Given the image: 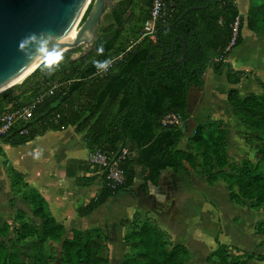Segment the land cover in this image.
I'll return each instance as SVG.
<instances>
[{
    "label": "trees",
    "instance_id": "obj_1",
    "mask_svg": "<svg viewBox=\"0 0 264 264\" xmlns=\"http://www.w3.org/2000/svg\"><path fill=\"white\" fill-rule=\"evenodd\" d=\"M135 2L117 0L98 28L89 53L72 59L79 48L66 51L58 66L57 57L47 60L55 68L51 74L42 70L41 64L18 87L0 93L1 113L7 108L27 106L20 103V95H15L22 88L29 87L27 91L34 103L40 95L56 87L51 96L34 104L33 123L27 134L16 133L2 142L17 147L47 131L69 126L82 134L89 147L88 154L96 150L115 154L131 145L134 156H127L120 166L123 184L113 187L101 178V188L94 198L76 210L80 218L91 215L109 199L129 192L136 176L142 182L139 189L145 194L148 185H158L165 170L183 171L186 175L197 172L208 185L225 179L231 203H246L250 209L264 212V82L252 78L261 89L259 95L241 97L235 89L226 94L231 115L248 133L247 140L258 143L253 146L255 163L243 161L233 178L225 172L226 128L221 121L199 124L185 148L179 149L183 138L181 125L188 120V93L192 88L203 87L205 71L211 69L214 76L220 77L226 70V81L232 86L252 75L233 71L225 60L242 44L244 26L253 33L264 34V0H249L245 19L239 15L234 0H208L205 9L188 12L174 26L170 25L184 11L204 7L206 3L164 0L169 17L156 24L155 42L142 38L135 40L129 51L128 47L118 49L125 27L139 23L141 29L147 19L148 12L135 15ZM145 5L150 7V1L146 0ZM101 44L104 51L98 55L96 50ZM106 59L115 61L105 74L99 75L92 61ZM170 115L178 116L181 123L163 124ZM4 168L12 190L31 207L32 217L39 225L24 221V214L17 212L15 220L19 228L13 230L14 240L8 238L7 244L0 241V264H54L55 257L43 251L42 246L48 241L60 245L58 264H108L101 258V247L95 239L77 230L66 232L50 214L44 198L28 187L19 173L6 165ZM89 168L94 169L88 162L68 163L66 174L75 179L76 186L84 188L95 180L79 177L80 172ZM119 226L125 228L123 242L128 248L121 264L188 262L187 249L170 245L154 220L141 219L134 213L129 220H121ZM8 230L6 223L1 224L0 239L7 237ZM32 239L37 241L25 243ZM215 244L207 263L249 264L255 260L264 264V255L241 252L217 240ZM230 251L235 252L234 257Z\"/></svg>",
    "mask_w": 264,
    "mask_h": 264
},
{
    "label": "crops",
    "instance_id": "obj_2",
    "mask_svg": "<svg viewBox=\"0 0 264 264\" xmlns=\"http://www.w3.org/2000/svg\"><path fill=\"white\" fill-rule=\"evenodd\" d=\"M112 1L114 5L117 2V0ZM234 2L239 15L245 19L249 7V0H234ZM242 37V44L229 55L225 62L230 64V68L233 71H241L244 73L251 72L252 75L242 79L238 85L232 86L226 81V70L220 77L214 76L211 69H207L205 71L203 76L204 84L200 91L192 88L188 93L186 106L188 120L181 125L183 138L179 145L180 150L185 148L188 141L184 132L187 128L188 122L195 119H201L203 111L207 109L208 104L211 105V103L205 99L207 96H223L226 105V94L230 89L237 90L241 97L248 96L247 92L243 93L240 90V86H242L243 82H252L253 76H256L253 64L259 60L264 62V34L253 33L244 26L242 30ZM130 46L127 48L128 51ZM221 85L223 88L219 90ZM259 92L260 93L256 95L261 94V91ZM206 93H208L207 96ZM226 112L227 121L229 117L232 118V120H235L231 115L228 105ZM207 121H221L222 124L225 125L226 132L228 131V122L218 117L205 120L204 122L199 121L198 124H203ZM88 148V145L84 143L82 134H77L74 131V128L69 126L60 131H47L39 136H36L32 141L17 147L10 146L5 142L0 141V223H6L8 225L10 222H13L17 212H22L24 214V218L28 221L31 220L33 222V220H35L31 214V207L19 198V194L14 193L12 190L10 179L8 178L4 168V165H6L7 167L12 168L15 172L19 173L23 182L44 198L52 217L57 223L61 224L67 232L69 230H77L80 232L92 230L100 232L106 231L109 236L107 242L110 243V237L114 236V234L117 235L120 242V240L123 241V236L125 234V228L119 226L120 221L129 220L134 213H138L141 219L148 218L154 220L160 230L166 234L170 245H182L187 249L188 262L186 264H190L191 262V264H193L195 258V260L202 259L205 264H211L207 263L206 258L216 249V244L214 243V250L208 254L202 255L200 258L196 257L190 250L194 249V242L192 238L188 237V234L178 238L173 234V232L168 230V227L175 222H173L172 218L169 219L167 224L162 212L165 209H172V212H174L175 210H173V207L178 206L182 202L185 203L186 200L191 201L194 205H200L202 207H207L208 205L215 207L212 202L217 201V193H215L216 190L224 188V196L228 200V190L226 186L224 187L219 184L218 181L212 185H208L204 177L197 172H191L186 175L183 171L173 173L171 170H165L160 174L158 185L156 187L148 185L147 192L144 194L139 189L142 182L139 177L136 176L135 183L129 189V192L119 194L116 197L109 199L91 215L80 218L76 215V210L79 207L86 205L94 198L96 193L101 188V177L99 173L92 168L80 172L79 177L84 179H89L91 177L95 178L94 182L90 186L80 188L76 186L74 178L67 176L66 167L68 163H86L89 152ZM128 151L129 156L133 157L134 153L131 145H128ZM226 154H228V150L226 151ZM136 172L138 173L139 170ZM78 173L79 172L76 170V175H78ZM207 191H209L212 195L215 193L213 198H216H214V200L210 199V197L202 198V193H206ZM228 203L235 205L229 200ZM235 206L240 207L241 205ZM125 207L130 210H128L127 216L121 218L120 215L117 214L119 211L117 209H124ZM250 210L251 211H249V213L252 216V223L249 224L250 230H252L254 235L258 237V247H261L264 245V229L260 224L264 223V212H255V209ZM251 212H254V214ZM116 214L119 216H116ZM168 214H170L171 217L173 215L170 211ZM108 215H111L113 218L109 216L111 219L107 220L106 217ZM258 215H261L262 217L256 219L255 217ZM109 221L110 223H108ZM175 224H179V222L176 220ZM256 224L257 226L260 225L262 232L257 231V226H255ZM67 226L71 229L66 230ZM215 240L218 241V239ZM123 244H121V246L123 248L124 257L125 254L128 253V248L125 244ZM223 245L231 248L233 246H230V244ZM233 248L236 247L233 246ZM236 249L240 250L238 247ZM123 257L120 264L123 262Z\"/></svg>",
    "mask_w": 264,
    "mask_h": 264
},
{
    "label": "rangeland",
    "instance_id": "obj_3",
    "mask_svg": "<svg viewBox=\"0 0 264 264\" xmlns=\"http://www.w3.org/2000/svg\"><path fill=\"white\" fill-rule=\"evenodd\" d=\"M145 1L146 0H136L135 15L143 16L148 12L150 7L145 5ZM88 9H90V6ZM86 16L87 15L85 14L81 23L84 21ZM102 25H103V21L100 23V27ZM138 29H140L139 23H136L129 27H125L124 33L121 36V44L118 49H125L128 46H130L135 40H140L142 28L140 30ZM129 31H131V33ZM82 54L85 55L87 54L84 47H80L79 52L74 54L72 56V59H77L76 57L82 56ZM253 69L256 73L255 77L258 80L264 82V62L262 60L256 61L253 64ZM19 85L20 84H17L15 86L18 87ZM28 88L29 87H25L15 92L16 96L20 95L19 97L21 104L31 105L33 103V100L30 99V95L27 91ZM222 88L223 86L221 85V87H219V90ZM240 90L243 93L247 92L248 95L249 94L256 95L260 93L259 91H261L259 86H257L253 82V80L252 82H243L242 86H240ZM207 94L208 93H206V96ZM205 99L208 102H210L211 105L208 104L207 109L204 110L202 113L201 119L199 120L195 119L188 122L187 128L184 131L185 137L190 139L192 138V136L195 135L194 132L199 125L198 124L199 121L204 122L205 120L214 119L218 117L228 122L229 128L228 131L226 132L227 145H228L227 146L228 166L225 168V172L228 173V175H230L233 178L235 176V169L239 168L243 161L249 160L255 163V161L253 160V154H254L253 146L258 145V143L253 142L249 139L247 140L248 133L241 127V125L236 120H232V118L229 117L227 121L226 118L227 105L224 102L223 96L222 97L207 96ZM231 180L232 179L228 180L229 183L231 182ZM218 182L224 187L227 186L225 179L220 178ZM224 191H225L224 188H220V190H216L215 193H217V199H216L217 201L212 202L215 205V207H211L210 205H208L207 207H202L200 205L199 206L194 205L191 201L186 200L185 203L182 202L178 206H174L173 207V210H175L174 212H172V209L171 210L165 209L163 212L160 211L163 213L164 219L166 220L167 224L169 222V219L172 218H173V222L176 223V220L179 222V224H175V223L172 224L170 227H168L169 228L168 230L173 232V234L178 238L182 236H186L188 234V237H191L194 242V249L193 250L190 249V250L198 258L214 250L215 239H218V241L221 244H230V246L233 245L236 248L238 247L241 251L248 254L256 253L259 255H264V245L258 247L259 245L258 237L254 235L252 230H250L249 224L252 223V216L249 213V211H251L250 208H248V205L246 203L244 205H241L240 207L229 204L228 200L224 196ZM213 195L210 194L209 191H207L206 193L203 192L201 197L202 198L210 197V199L214 200V198L216 197L213 198ZM117 210H119L117 214H119L121 218H124V216H127V212L130 209L125 207L124 209L119 208ZM169 211L174 216L172 215L171 217V215L168 214ZM259 211L261 210L257 209L255 212H259ZM251 213L254 214V212ZM117 214L116 216H119ZM111 215H108L106 219L110 220L111 218L109 216ZM261 217H262L261 215H258L255 218L258 219ZM23 219L24 221H28L25 218ZM108 223H110V221ZM33 224L39 225V222L33 220ZM260 225L264 229V223ZM260 225L259 226H257V224L255 225L257 226L258 232H262ZM8 226H9V230L6 235L7 237L0 239V241H2L5 244L8 243L9 241L8 238H10V241L14 240L13 230L19 228V222L17 220H14L13 222H10ZM67 229L69 230L71 228L67 226L66 230ZM83 233L84 234L86 233L88 237L95 239L97 243L100 245L101 247L100 256L102 259L106 260L108 264H120L122 257L124 255L123 248L121 246V244H123V241L120 240L119 242L116 234L110 237L109 240L110 243H109L107 242L109 236L107 235L106 231L100 232V231L92 230ZM31 241H37V239L28 240L25 243L27 244ZM42 247H43V251H45L48 254H52L55 257L56 261L54 262V264H58V260L60 258V245L48 241L44 243ZM230 255L231 257H234L235 252L230 251ZM195 259L193 261V264L194 262L195 264H205V262L202 259L199 260H195ZM249 264H261V262H257L254 260Z\"/></svg>",
    "mask_w": 264,
    "mask_h": 264
},
{
    "label": "water",
    "instance_id": "obj_4",
    "mask_svg": "<svg viewBox=\"0 0 264 264\" xmlns=\"http://www.w3.org/2000/svg\"><path fill=\"white\" fill-rule=\"evenodd\" d=\"M196 1H204L206 5L184 11L170 26L188 12L208 6V0ZM112 8V0H0V93L14 87L20 79L19 84L28 78L43 64L41 57L49 60L56 57L54 53L57 50L64 53L80 47L89 53L99 24ZM85 14L87 16L81 23ZM76 22V37L69 42ZM30 33L37 35L32 41L33 48L26 51L35 56L36 49L39 56L35 58H26L18 50V42Z\"/></svg>",
    "mask_w": 264,
    "mask_h": 264
},
{
    "label": "built area",
    "instance_id": "obj_5",
    "mask_svg": "<svg viewBox=\"0 0 264 264\" xmlns=\"http://www.w3.org/2000/svg\"><path fill=\"white\" fill-rule=\"evenodd\" d=\"M150 8L148 10V15L146 21L143 23L141 37L147 38L151 42H155L156 24L160 21H164L169 17L168 10L164 3V0H149ZM237 23L233 27V33H236ZM112 63L115 59L111 60ZM112 65V64H111ZM107 71H100L98 74L103 75ZM53 87L46 93L40 95L34 103L31 105L17 107V108H7L0 113V141H4L11 137L12 135L18 133L20 136L26 135L28 132V127L33 123L32 110L35 103L41 101L45 96H51ZM58 119V117H57ZM180 118L175 115H170L166 117L163 124L178 125L180 124ZM129 156V151L127 148H123L115 154H110L96 150L89 153L87 156V162L99 173L101 178L111 186L116 187L123 184V172L120 168L121 162Z\"/></svg>",
    "mask_w": 264,
    "mask_h": 264
},
{
    "label": "clouds",
    "instance_id": "obj_6",
    "mask_svg": "<svg viewBox=\"0 0 264 264\" xmlns=\"http://www.w3.org/2000/svg\"><path fill=\"white\" fill-rule=\"evenodd\" d=\"M36 35V33H30L18 42V50L21 51L22 54H25L26 58L29 56H33V58H35V56H39V52L36 49L35 56L32 55L29 51H26L33 48L32 41L35 39ZM48 35L53 36L52 34ZM96 51L98 55H102L104 51L103 45L101 44ZM54 54L57 57L55 65L58 66L59 63L63 60V53L61 50H57ZM41 59L43 61L42 70L47 71L49 74H51V72L55 70L54 65L47 62V57H41ZM92 63L97 70L107 71L111 67L112 61L110 59H106L103 61L93 60Z\"/></svg>",
    "mask_w": 264,
    "mask_h": 264
},
{
    "label": "bare ground",
    "instance_id": "obj_7",
    "mask_svg": "<svg viewBox=\"0 0 264 264\" xmlns=\"http://www.w3.org/2000/svg\"><path fill=\"white\" fill-rule=\"evenodd\" d=\"M83 11H84V10H83ZM77 21H78V20H77ZM77 24H78V22H76V24H75V26H74L73 33H72V37H71V39L69 40V42H71V41L76 37V34H77V28H76V26H77ZM21 81H22V80L20 79V80L16 83V85L19 84Z\"/></svg>",
    "mask_w": 264,
    "mask_h": 264
},
{
    "label": "flooded vegetation",
    "instance_id": "obj_8",
    "mask_svg": "<svg viewBox=\"0 0 264 264\" xmlns=\"http://www.w3.org/2000/svg\"><path fill=\"white\" fill-rule=\"evenodd\" d=\"M114 1H115V0H114ZM112 2H113V1H112ZM113 6H114V3H113ZM111 10H112V9H111ZM111 10H109V11H111ZM109 11H108V12H109ZM108 12L106 13V15L108 14ZM106 15H105V16H106ZM104 19H105V17L103 18V23H104ZM99 27H100V24H99Z\"/></svg>",
    "mask_w": 264,
    "mask_h": 264
}]
</instances>
